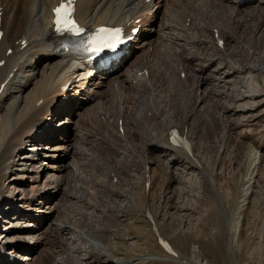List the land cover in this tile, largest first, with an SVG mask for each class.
Returning <instances> with one entry per match:
<instances>
[{
    "label": "rangeland",
    "instance_id": "rangeland-1",
    "mask_svg": "<svg viewBox=\"0 0 264 264\" xmlns=\"http://www.w3.org/2000/svg\"><path fill=\"white\" fill-rule=\"evenodd\" d=\"M162 1L161 6H156L151 31L142 35L140 43L150 41L151 48L133 49L125 63L107 71L100 98L94 102L82 98L81 106L73 105L69 120L65 118L59 125L58 119L46 114L43 123L58 132L55 141L49 139L50 135L37 142L24 141L22 152L18 150L11 166L6 165L10 167L6 173L4 164H0V201L5 200L2 209L15 210L8 216L0 215V264H113L97 262L94 237L102 240L108 253L112 251L123 262L130 261L127 264H177L175 253L166 252L161 242L155 241L151 222L177 256L190 264H195L194 249L206 264H264V95L240 102L235 99L240 91L248 95L247 88L240 89L236 82L260 89L257 73L243 66L248 62L256 67L264 60V29H257L258 20H264V0L240 2L243 5L239 7L235 1L231 5L232 0L191 1L211 11V22L215 18L221 22L225 15L224 23L232 21L230 29L224 24L220 29L237 41L226 40V52L221 54L216 45L181 47L173 35L166 42L163 33L170 25L168 12L176 10L177 1ZM185 2L182 5L187 7ZM191 14L194 26L189 35L213 39L217 25L210 32L199 33L197 25L199 28L207 24L199 20L200 15L194 18ZM179 23L174 32L188 34L183 29L185 18ZM225 53L228 61L223 63ZM146 54L148 69L154 74L149 81H154L156 90L144 103L154 101V108L160 110L150 126L145 105L139 107L143 90L130 92L129 84L122 83L121 89L112 84L115 80L120 84L121 73L136 65L138 68ZM157 57L161 59L155 60ZM199 64L207 67L196 73ZM226 66L237 70L236 74L224 76L230 72ZM178 68L187 74L183 84ZM132 83L136 86L134 80ZM217 94L222 95L215 97ZM112 102L114 105H110ZM188 102L195 108L189 124L193 156L206 168L205 175L192 168L182 173L174 165L166 167L160 157L161 147L148 145L151 138L162 135L157 128L161 123L172 121L182 131L177 123L188 114ZM119 104H123L126 116H122L125 112L115 111ZM138 118L135 126L134 119ZM121 121L125 124L123 137V131L117 130ZM45 146V150L37 151ZM48 147L59 151L52 152ZM52 154L55 157L50 166L48 156ZM38 196L50 197V201ZM31 199L36 204L33 207L41 205L36 209L39 212H29ZM16 210L20 214L15 215ZM31 219L39 225L33 227ZM63 226L81 232L78 245L62 232ZM136 234L142 242L127 239ZM17 242L20 246L14 250ZM7 253L21 258L13 262Z\"/></svg>",
    "mask_w": 264,
    "mask_h": 264
},
{
    "label": "bare ground",
    "instance_id": "bare-ground-1",
    "mask_svg": "<svg viewBox=\"0 0 264 264\" xmlns=\"http://www.w3.org/2000/svg\"><path fill=\"white\" fill-rule=\"evenodd\" d=\"M58 1L59 0H0L3 10L2 17L0 20V31H2L3 33V35L0 38V61L2 60L5 61L4 65L0 67V84L6 82L3 91L0 93V164L3 163L4 167L6 168L4 173H6L10 168V167H6V165L9 166L10 163L11 166V162L13 158H15L16 154L19 153V151L22 152V148H23L22 143L24 141L37 142L45 139L46 138L44 132L45 130L48 131L47 134H49L50 131L52 132L49 138L51 141H55L58 138L56 137L59 136L57 135L58 133L57 130H52V127L50 125L43 123L44 116L46 114L49 113L48 115L51 117V119H55V118L58 119L59 125L60 123H63V121H65L64 120L65 118L69 120L70 117L73 115V112L71 110L73 105L74 108L76 105L81 106L83 104L81 102L82 98H86L89 102L97 101L100 98L99 97L101 93L100 90L102 88L101 85L103 84L102 81L104 78L108 76V74L105 71L99 73L98 75L99 81L97 82L95 80L97 74H94L95 76L89 80L83 81L78 79L77 77L83 75L86 72V69L82 68V66H78L76 62L73 61L71 57H69V55L64 54L61 51L57 50L58 43L56 42L55 39L52 38L50 21L52 19L51 13L53 11V7L58 3ZM144 1L145 0H79L77 6L78 19L81 23L87 24L91 27H98L102 24H112L116 22L127 23L129 22L128 20L131 18L134 19L141 18L142 33L140 34L136 45L132 47V49L148 51L151 48V42L144 40V42L140 44L141 41L143 40L142 35H145L146 32L151 31L153 26L151 24V21L155 15V13H153V9L156 6H161V3H163L164 1L159 0L157 2L156 0H151L146 4H144ZM175 1H177L175 2L176 10L174 11L171 10L170 12H168L170 16L169 17L170 25L167 24L165 31L163 33L165 35L166 42H170L168 36L170 37V35L171 36L173 35L176 40L175 43L181 45V47L183 45L197 46L198 44L204 45V47L205 46L208 47V45L214 47V45H216L218 51L221 54V52H224L226 49L225 46L222 50L218 47L217 43L219 40H223L224 42L227 40L228 43L229 41L231 42V40L237 41V38L234 39L233 37L230 36L227 37L224 34V30L223 32H221L220 25L222 24L227 26L226 29L228 28L230 29L232 27L231 25L232 21L228 23L223 22L224 21L223 18H227L226 15L222 17L221 22H217L218 21L217 18H215L214 22H211L212 14L209 15V12L211 11L204 9L203 7L200 6V4L191 3V1L193 0H175ZM182 1H186L185 3L188 6L186 7L182 5ZM233 1H235L238 4L240 2L243 3L248 0H232L231 5H233ZM169 5H171V2L168 4L167 8L169 7ZM239 6L240 5H238V7ZM211 7L215 9L214 5ZM192 12L194 13V18H196L197 15H200L201 17L199 20H202L204 24L205 23L207 24L206 27L201 26L199 28L197 25L196 30L199 33L204 31L210 32L217 25L216 26L217 31L213 32L214 33L212 37L213 39L208 40L207 38H203V36H200L198 39H196V38H192L189 35L194 25H191L192 23H190V27L187 28L186 22L188 21L187 20L188 18H191L192 20V16H193L191 14ZM238 14L240 13L238 12ZM184 18H185V24L183 26V29L188 34H181L180 32L179 33L174 32L177 26L180 25L179 22L182 21V19ZM259 20L257 22V29L259 26H262L260 27L262 30L264 29V20L263 21L261 20L259 21ZM171 22L174 24V27ZM236 23L237 26L239 27L238 20ZM200 39L202 44L200 43ZM23 41L27 43L26 46L23 45L24 44ZM8 50H11V54L7 56L6 53L8 52ZM147 54H146V58H143L142 63L138 66V68L136 65V67L134 66L133 68H128L127 70H125V72L121 73L120 78L122 76L123 80L121 79L122 81L120 82V84L117 83L116 80L114 83L112 82L114 86L118 85L117 86L118 89L119 88L121 89L120 85L122 83L125 85L129 84L130 92L137 89H142L144 92V96L143 98L141 97V105H139V107L145 105L144 103L145 99L151 97V94L156 90L155 87L153 86L154 81H152V83H150L149 81L151 78H153L154 74L153 71L151 74V71L148 69ZM220 54L218 53V55ZM159 59L161 58L159 57L155 58V60L157 61ZM193 59H197V58H193ZM227 59H228V55L226 53L222 54L223 63L225 61L227 62L228 61ZM199 67L200 70L198 71L194 70L196 71V73H199V71H205L204 68H206L207 65L199 64ZM225 68L229 69L230 71L224 74V76H226L227 78L230 75L236 74L237 72V70H235L232 67L228 68L226 66ZM243 68L244 69L247 68L248 70L251 69L257 73V77L259 80L258 83H260V89L256 88L255 86H249L247 85V83L244 84L242 83V81L236 82V84L238 83L240 89L244 87L247 88V93H248V95L245 96L244 93L240 91L238 96L236 97L234 96L235 99H237V102L245 100L247 97L255 98L257 95L258 96H261L262 94L264 95V60L260 61V63L256 67H251L250 64L246 62ZM178 69L181 71V72L179 71L180 73L182 72L186 73L184 69L182 68L181 69L178 68ZM186 77L187 74L185 75L184 79L181 80L180 78V83L182 84L185 83L186 79L188 80V78ZM133 80L136 83V86H133L132 83ZM67 84H69L74 89L71 88L69 90V92L73 91V94H70L68 96V100L64 102L61 99L64 97L65 93L60 91V88L62 85H67ZM215 92L216 91H214V93ZM221 95L222 94H217L215 95V97ZM180 96L182 97V95ZM191 99H193V97ZM149 101L150 102L148 103V105L144 106L145 108L144 111H147L146 117L147 120L150 122L149 123L150 126L153 123H155L158 118V113L156 112L158 111V109L154 108L155 106L154 101L153 102L151 100ZM113 102L110 103V105L113 104ZM190 102L187 103V107L189 109L188 114L186 115V117H184V119L180 123L179 122L177 123L181 125L182 131L176 129V127L173 126L172 121H169L168 123L165 124L161 123L160 127L158 125L157 128L161 130V132H163L162 135L157 134V136L151 138L148 142V145L153 148L155 147V145L161 147L160 148L157 146V148L162 149V153L160 157L161 159L166 161L167 163L166 167L169 166L170 168V166L174 165L178 167V169L182 171V173L192 168L194 169V171L198 172L199 174L202 173V175H205L207 174L206 168L201 162H199V160L198 161L195 160V157L193 156L194 147L191 143L193 131L191 129L192 126L190 127L189 124L190 122H192V118L194 117L195 113L192 110H195V108L193 107V104ZM122 105L119 104V106H116L115 111L120 110L121 114L125 112L124 109L122 108L123 107ZM108 106L109 105H107V107ZM226 110L228 111L229 109L226 108ZM158 112H160V110ZM149 113H152L151 117L153 118L150 119L148 117ZM123 115L126 116V112L123 113L122 116ZM123 118L124 117H122V119ZM125 118L127 120L129 118L128 115ZM139 121H140L139 118L136 120L134 119L133 124L136 126L139 123ZM124 125L125 124L123 121L121 126L122 130ZM173 131L177 132L180 137L182 136L185 139L186 143L188 144L187 149L185 148L183 150H179L177 148V146L174 144V141L172 139ZM119 132L121 133L120 130ZM124 134L125 133L123 131L122 137L124 136ZM130 135L131 134L129 133L128 137ZM39 148H37V151L42 149L45 150L47 147L45 146L43 148L40 149ZM48 148L52 152L59 151L58 148L56 147H48ZM53 155L54 154L48 156L50 157L49 160L50 166H52L53 164L51 160L54 159L53 157H55V155L54 156ZM28 157L29 156L25 157V159ZM75 176L76 173H74L73 177ZM145 183H144V190H146L147 188ZM109 189H111V187ZM111 193L113 195V191ZM38 197H40L41 200L43 198V200L45 201H50V197L49 198L45 196H38ZM3 202H5V200L0 201V215L5 214V216H8L6 214H11L13 211H15V210L4 211L2 209ZM28 204L29 206L31 205L30 207H28V209H31L29 210V212H31L32 210H35V213L40 211L36 209H40L39 206L41 205L33 207L34 200L31 199ZM40 204L43 203L40 201ZM17 211L18 210H16L15 215L16 213L17 215L20 214ZM30 224L33 227H35L39 225V222L36 221L35 219H31ZM151 225H152L151 228L152 231L156 234L155 241L167 245V248H169L170 251H173L175 253L177 264H190L189 262L183 260L180 256H177L178 254L177 251L171 249V247L169 246L170 244L162 239L160 234H158L157 232L158 231L157 225H155L154 222L153 223L151 222ZM61 230L64 234L66 235L68 234V236L69 235L71 236V241H72L71 243L75 245L79 244L78 242L82 238V235L77 228L63 226V229ZM137 235L138 234L130 236L127 239H136L137 241L142 242L139 240L140 237ZM93 240H94V250H97V252L99 253V257H97V259L98 258L99 259L97 260V262L104 263L106 261H109L110 263L113 264H127L130 262V261L123 262L122 260L113 256V254L111 253L112 251L108 253V251H106L107 249H105L104 247V243L99 238L94 237ZM17 245L18 246L15 248V250L20 246V243L17 242ZM19 249L18 252L22 250L21 248ZM76 249L79 250L78 247ZM195 250L196 249H194L193 252L194 257L192 261L195 264H206L203 262L201 255H199V253ZM27 260L28 259H24L23 261H27Z\"/></svg>",
    "mask_w": 264,
    "mask_h": 264
},
{
    "label": "snow or ice",
    "instance_id": "snow-or-ice-1",
    "mask_svg": "<svg viewBox=\"0 0 264 264\" xmlns=\"http://www.w3.org/2000/svg\"><path fill=\"white\" fill-rule=\"evenodd\" d=\"M76 0H61L60 6L54 9L56 13L55 24L58 26V31H71L79 34L82 29L74 19V5ZM125 42L120 29L100 28L96 37L89 42V47L86 51H91L99 54L102 50L108 49L115 51L117 47ZM173 133V136H177ZM167 246V245H165Z\"/></svg>",
    "mask_w": 264,
    "mask_h": 264
}]
</instances>
